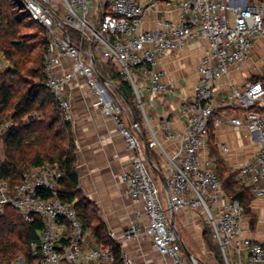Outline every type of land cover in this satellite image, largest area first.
<instances>
[{
	"label": "built area",
	"instance_id": "built-area-1",
	"mask_svg": "<svg viewBox=\"0 0 264 264\" xmlns=\"http://www.w3.org/2000/svg\"><path fill=\"white\" fill-rule=\"evenodd\" d=\"M20 1L30 19L46 31L45 85L61 119L75 122L72 91L84 81L134 154L132 169L121 181L144 209L137 217L145 214L147 222L134 223L126 239L150 240L166 264H202L186 252L170 218V214L192 211L204 216L226 264H264V241L244 236V206L225 193L215 172L218 157L207 151L210 123L220 98L217 85L249 58L256 39H264V0L252 4L247 0H179L178 19L158 20L154 30L142 29L146 6L139 0ZM147 7L155 8L156 1L150 0ZM202 40L208 47L197 65L198 80L180 105L185 128L175 129L168 117L152 124L149 110L180 94L162 59ZM98 58L132 88L143 122H138L132 107L101 76ZM145 91L152 97L149 102ZM225 101L234 113L218 122L247 130L257 146L254 160L238 171L237 181L249 189L251 197L264 198V111L259 110L264 78L245 87L233 86ZM6 128L0 126V215L11 207L27 223L41 219L44 230L39 233V247L32 244V252L40 254L37 260L28 262L18 255L0 264H117L114 251L90 241L75 205L61 200L64 173L56 166H32L15 188L3 179L1 138ZM144 141L157 162L150 153L146 155ZM220 150L229 154L230 147L223 145ZM157 174L163 175L164 189ZM109 236L116 238L114 233ZM121 262L134 264L125 253Z\"/></svg>",
	"mask_w": 264,
	"mask_h": 264
},
{
	"label": "crops",
	"instance_id": "crops-1",
	"mask_svg": "<svg viewBox=\"0 0 264 264\" xmlns=\"http://www.w3.org/2000/svg\"><path fill=\"white\" fill-rule=\"evenodd\" d=\"M146 6L142 23L143 30L157 28L158 20H176L179 17L176 2L179 0H155L156 7L149 8L150 0H139ZM231 1V0H228ZM248 3H259L262 0H247ZM205 40L195 42L188 48L168 55L162 59L161 65L167 71L169 79L180 91L177 96H170L166 101L158 102L155 109L149 110L152 124L157 125L162 117H168L177 130H183L186 120L180 112L181 103L192 94L193 87L198 80L197 65L203 53L207 50ZM264 78V39H256L249 58L240 66L232 68L228 78L218 83L220 98L216 101V111L210 123V139L207 145L208 153L220 156L225 166L238 171L252 162L257 153V146L250 133L245 129L232 126L229 122L219 123L223 117L233 116V108L226 104L225 97L233 86L245 87L252 81ZM118 98L126 103L119 93L117 84L112 83ZM75 122L72 124L77 146V170L79 175V190L83 198L91 204V216L102 222L108 234L114 233L111 239L120 246L121 254H128L134 264H166L148 239H126L125 234L134 223L144 224L147 217L142 205L136 203L129 196L127 186L121 181V176L132 169L134 154L127 147L124 138L119 134L115 123L104 116L97 105V98L88 89L84 81H79L72 91ZM147 102L152 99L145 91ZM128 104V103H126ZM129 105V104H128ZM138 110V109H137ZM259 110L264 111V101ZM139 112V111H138ZM141 122L143 119L139 114ZM230 147L229 154L221 153V146ZM146 155L152 154L154 163L157 159L149 151L144 141ZM151 156V158H152ZM161 187L164 189V178L157 174ZM251 209L255 216V225L246 216L244 222L245 237L255 241H264V198L251 197ZM201 213L182 211L170 214L171 223L177 229L186 252L187 239L205 252L204 228ZM205 222V218L203 217ZM90 234V241L95 240L93 229L86 228ZM183 232V233H182ZM96 242V241H95ZM195 256V255H194ZM196 257V256H195Z\"/></svg>",
	"mask_w": 264,
	"mask_h": 264
},
{
	"label": "trees",
	"instance_id": "trees-1",
	"mask_svg": "<svg viewBox=\"0 0 264 264\" xmlns=\"http://www.w3.org/2000/svg\"><path fill=\"white\" fill-rule=\"evenodd\" d=\"M72 35L77 39L75 33ZM46 45L45 29L30 19L20 0H0V53L10 63L0 73V125L8 119L13 122L1 138L2 177L15 188L32 166H56L64 173L61 200L75 205L83 226L93 229L97 245L114 251L117 264H122L120 246L110 238L105 225L91 216V204L79 190L73 127L61 119L58 105L45 85ZM97 68L105 80L117 84L119 93L141 123L129 84L109 65L97 62ZM37 112L43 116L35 117ZM215 172L225 193L244 206L245 215L254 226L250 191L237 181V172L219 159ZM43 230L41 219L27 223L15 209L7 207L0 215V260L11 262L18 253L28 262L37 260L40 254L32 252V244L39 247V233ZM209 232L204 230V240L211 235ZM216 260L222 264L220 255Z\"/></svg>",
	"mask_w": 264,
	"mask_h": 264
},
{
	"label": "rangeland",
	"instance_id": "rangeland-1",
	"mask_svg": "<svg viewBox=\"0 0 264 264\" xmlns=\"http://www.w3.org/2000/svg\"><path fill=\"white\" fill-rule=\"evenodd\" d=\"M34 31H37V30H34ZM98 62H100L101 64H105V62H103L100 58H98L97 60ZM10 66V63L7 62V60L4 58V56L0 53V73L3 72L4 70H6L8 67ZM110 67V66H109ZM135 104V103H134ZM135 107L136 109H138L137 105L135 104ZM35 117H42V112H37V114H34ZM27 118L24 120L25 122H27ZM12 120L11 119H8L7 121H5L3 124H1L0 126H6V127H9L12 125ZM218 159L219 160H222L220 156H218ZM223 161V160H222ZM240 185H242L240 183ZM243 186V185H242ZM227 194V193H226ZM165 200H166V203L168 204L167 202V196L165 194ZM202 215V214H201ZM203 215H202V222H203V228L204 230H210V227L203 221ZM183 233V232H182ZM210 233V232H209ZM184 237L187 239V244H188V247H189V251L191 253H193L197 258L200 259V261L202 262V264H219L216 260V256L217 255H220L221 256V261H222V264H226L225 263V260L222 258V254H221V251L219 250V248L214 244L213 242V238H212V235L208 234V237L206 238L205 240V243H206V250L205 252H201V250H199L195 245L194 243H191V240L185 235L183 234ZM210 246L212 248H210ZM18 255H22L21 253H18ZM17 255V256H18ZM16 256V257H17Z\"/></svg>",
	"mask_w": 264,
	"mask_h": 264
},
{
	"label": "water",
	"instance_id": "water-1",
	"mask_svg": "<svg viewBox=\"0 0 264 264\" xmlns=\"http://www.w3.org/2000/svg\"><path fill=\"white\" fill-rule=\"evenodd\" d=\"M172 226H174V224L172 223ZM189 254V253H188Z\"/></svg>",
	"mask_w": 264,
	"mask_h": 264
}]
</instances>
